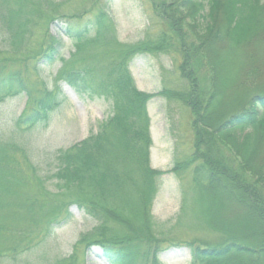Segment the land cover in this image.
Masks as SVG:
<instances>
[{"label":"trees","instance_id":"16d2710c","mask_svg":"<svg viewBox=\"0 0 264 264\" xmlns=\"http://www.w3.org/2000/svg\"><path fill=\"white\" fill-rule=\"evenodd\" d=\"M148 2L161 21L158 34L151 37L146 32L143 39L123 45L112 36L107 44L118 50L114 49L115 56L110 61L103 62L95 55L89 66L66 71L69 75L64 76L65 82L77 95L105 99L111 102L112 111L95 135L56 153L55 172L48 178L55 181V203L46 192H38L39 198L27 193L33 189L32 182L19 179L11 158L9 161L0 156V259L31 247L35 227L66 216L71 204L100 222L92 238L78 241L80 246L99 247L108 264H162L160 255L164 249L177 246L179 240L154 229L155 224L147 216L158 192L157 182L165 174L149 166L147 107L151 99L160 96L166 101H179L193 116L191 155L170 171L176 174L181 168L192 169L196 199L192 214L205 220L211 216L208 210L223 209L228 200H233L244 216L240 221L249 228L236 237L227 232L225 239L220 234V241L206 247L190 246V264H264V157L258 151L264 135L242 134L252 130L263 117L264 87L255 82V91L239 105L226 111L217 109L223 88L230 84L241 86L238 78L245 75L249 81L250 72L256 70L249 71L245 61L238 66L230 60L236 59L235 48L250 47L253 33L261 30L264 0ZM44 4L49 15L58 10H51L49 0ZM35 15L32 4L0 0V24L7 27L10 48L22 47L27 32L41 24L42 16L34 18ZM196 23L203 27L201 33L196 34ZM66 30L74 42V56L80 54L83 43L104 41L105 35L115 34L106 10H100L83 28L68 26ZM90 32L93 36L88 39ZM59 45H48L42 57L53 61L59 55ZM144 55H172L178 87H163L157 94L139 91L129 67L135 57ZM204 68L208 88L195 74ZM6 69L7 61H0V101L21 92L29 94L21 73ZM241 72L246 74L240 76ZM41 97L33 103L31 113L19 116L18 130L46 123L49 113L59 104L51 90L44 91ZM260 108L259 114L255 110ZM230 235L232 239L228 240Z\"/></svg>","mask_w":264,"mask_h":264},{"label":"rangeland","instance_id":"374dc122","mask_svg":"<svg viewBox=\"0 0 264 264\" xmlns=\"http://www.w3.org/2000/svg\"><path fill=\"white\" fill-rule=\"evenodd\" d=\"M49 1L51 10L58 8L54 15L48 14L45 0H19L21 4H32L36 12L34 18L42 16L39 21L41 24L27 32L22 47L10 48L7 27L0 24V61H7L6 72L19 71L29 88V94L21 92L0 101V156L3 155L4 160L14 162V174L19 179L27 178L32 182L33 191L29 189L27 193L39 198L38 192H46L55 203V194H58L55 181L48 178L55 172L56 153L95 135L100 124L112 111L111 102L105 99L92 100L77 95L73 88L66 84L64 76L69 75L67 72L70 69L89 66L95 55L103 62L110 61V58L115 56L114 49L118 50L107 44L112 36L118 40V44H133L143 39L146 32H149L151 37L158 34L162 26L160 18L152 12L148 0ZM100 10L108 12L114 23L115 34L105 35L104 41L101 39L83 43L80 54L74 56L76 49L74 42L65 32L67 27L83 28ZM47 16L49 19L46 21ZM58 17L60 18L56 21ZM262 22L264 23V19ZM199 23L193 25L196 34L203 31ZM87 36L90 39L93 33L90 32ZM221 38L218 41L222 40ZM56 43L60 44L57 49L59 55L53 61L51 57L43 58L41 53L48 45ZM234 53L236 59H231L230 63L235 61L240 66L241 62L245 61L249 71L252 68L256 70L250 72L249 81L245 75L241 76L246 72H241V77L238 78V84L241 86L233 87L230 84L223 88L221 102L217 107L220 111L239 105L255 91L254 84L264 87V24L258 33H253V44L251 43L250 47L243 50L242 45L235 48ZM174 63L172 55H144L135 57L129 69L139 91L157 94L163 87H178L179 76L176 74ZM246 68L248 67L245 66L244 71ZM204 72L205 68L201 71L199 69L195 74L200 84L208 88ZM202 86L200 87L203 88ZM46 90L53 91L59 102L58 106L49 113L46 123L41 122L25 130H18L16 122L19 116L31 113L34 110L33 103L39 101ZM225 90H229L226 97L223 96ZM148 103L151 138L149 166L154 170L164 171L165 174L157 182L158 192L147 216L155 224L154 229L179 240L177 246L164 249L160 262L190 264V246L206 247L208 243L215 244L220 241V234L225 239L227 232L236 237L242 235L244 228H249L244 226L245 221H240L244 216L233 200H228L223 209L215 207L216 210H208L207 213L211 216L205 220L197 213L192 214L196 208L192 169L181 168L176 174L170 171L177 163L184 161L186 156L191 155L193 116L179 101H166L157 96ZM255 111L260 114L261 108ZM262 116L252 130L247 129L242 134L251 133V137L259 133L264 135V114ZM10 145L14 146L8 148ZM258 149L259 156L264 157V142ZM179 166L181 165L177 168ZM36 189L37 192L34 191ZM67 213L66 216L53 218L52 221L35 227L31 233V236H34L31 247L13 257L7 254L0 259V264H108L100 248H87L78 244L82 238H92L100 222L87 216L75 205L69 204ZM137 220L141 221L140 216ZM230 237L231 235L228 240L232 239ZM73 256L74 259L70 260Z\"/></svg>","mask_w":264,"mask_h":264}]
</instances>
